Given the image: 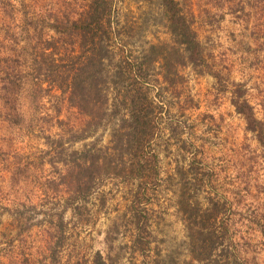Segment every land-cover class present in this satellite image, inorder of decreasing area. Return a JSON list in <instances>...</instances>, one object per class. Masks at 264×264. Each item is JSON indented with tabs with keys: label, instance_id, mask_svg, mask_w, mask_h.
<instances>
[{
	"label": "rangeland",
	"instance_id": "obj_1",
	"mask_svg": "<svg viewBox=\"0 0 264 264\" xmlns=\"http://www.w3.org/2000/svg\"><path fill=\"white\" fill-rule=\"evenodd\" d=\"M90 1L0 0V264H48L52 235L62 238L55 264H93L97 253L114 264H226L228 251L237 264H264L263 150L232 104V91L243 85L264 122V0H176L221 81L186 66L172 86L155 62L139 83L153 127L140 157L152 178L112 175L67 208L57 152L112 146L114 128L131 121L125 104L137 95L132 78L115 74L140 63L152 46L173 43L163 0H113L105 17L111 28L101 33L112 122L69 142L86 118L47 74L52 60L38 61L48 40L71 32L66 18H78ZM202 217L226 247L212 262L193 259Z\"/></svg>",
	"mask_w": 264,
	"mask_h": 264
},
{
	"label": "trees",
	"instance_id": "obj_2",
	"mask_svg": "<svg viewBox=\"0 0 264 264\" xmlns=\"http://www.w3.org/2000/svg\"><path fill=\"white\" fill-rule=\"evenodd\" d=\"M112 2L113 0H91L87 6V11L79 14L78 18L74 19L68 16L66 21L71 23V32L66 38L48 40L43 53H41L40 61H38L40 65L48 63L50 59L52 60V66L47 69V74H52L54 84H57L63 94L67 96L68 104L76 108L86 118L83 126L72 131L74 135L69 139V142L72 143L94 137L102 128L112 122L110 121L111 114H109L110 97L104 87L102 62L107 55L104 54L105 46L101 34L107 27L111 28V23L105 17L112 6ZM162 3L168 28L173 37L172 45L165 44L162 48L152 46L148 55H145L140 63L133 65V67L129 66L125 70L121 68L115 74L124 81L132 78L131 86L135 88L133 90H136L135 94L137 95L133 98L134 95L131 96V91H128L127 94H130L132 100L125 104L131 121L122 120L114 128L112 146L110 147L98 149L97 144L93 143L83 150L73 151L70 154H65L67 151L64 149L56 154V158L59 156L60 159L58 160H61L64 165V170L60 174V181L64 186L67 208L91 195L96 187L104 181V178L112 175L114 177L124 176L125 180L138 178L146 181L148 178H152V173L146 174L149 166L148 159L144 156L140 157L153 127L146 113L147 107L140 101L139 83L140 77L148 76V72L150 68L154 67L155 62L160 61L162 63V69L165 72L163 77L172 86L175 82L174 78L179 77V67L186 66H190L200 75L211 74L221 81V76L218 73H212L211 67L203 55L198 35L192 29L191 23L182 14L177 1L163 0ZM54 27L59 33V26L55 25ZM46 48L52 49V52L46 53ZM61 48L64 49V53ZM57 55H59L58 58H55ZM232 93V104L236 113L246 121L247 130L255 134L263 150L264 158V122L257 118L255 108L245 99L246 93L243 90V85H236ZM114 107H116V111H121L116 105ZM153 173L157 176L155 171ZM49 183L53 185L56 182L51 180ZM182 196L184 198L185 195ZM185 200L187 199L184 198L181 201L183 207ZM186 205L184 211L188 214L191 203L186 202ZM195 206L198 207V204ZM192 209L193 214H199L196 208L192 207ZM134 215L137 219L135 224L137 228H140V218L138 214ZM206 217H208L207 220L210 219L209 216ZM204 219L203 217L200 219L202 220L198 232L200 243L192 247L193 259L198 261L203 260V258L210 260L219 247H225L223 242L220 243L214 229L205 228L206 221ZM52 237L56 239V243L50 242L48 244V264L56 263L58 256L56 244L59 246L62 239L59 236L52 235ZM138 238L139 236L136 237L135 243L139 242ZM107 241L109 242L108 239ZM225 254L227 256L226 264H231L232 261L237 264V254L234 251H228ZM210 262L212 261L210 260ZM213 262L219 264L218 261ZM93 264H114V260L109 256L103 257L97 253Z\"/></svg>",
	"mask_w": 264,
	"mask_h": 264
}]
</instances>
